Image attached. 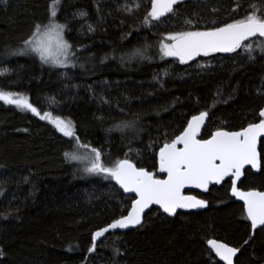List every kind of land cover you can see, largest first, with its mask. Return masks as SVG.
<instances>
[{
  "label": "trees",
  "instance_id": "obj_1",
  "mask_svg": "<svg viewBox=\"0 0 264 264\" xmlns=\"http://www.w3.org/2000/svg\"><path fill=\"white\" fill-rule=\"evenodd\" d=\"M49 3H0V90L27 96L41 115L51 114L42 120L0 101V264H222L213 253L210 259L209 239L239 248L235 264H264V232L253 234L228 181L211 186L206 210L172 217L154 208L140 226L107 233L90 253L93 233L127 215L134 197L66 159L76 143L49 122L71 120L80 144L99 149L105 165L127 158L154 172L159 148L192 115L209 113L202 138L258 122L264 38L244 43L252 44L253 60L241 49L187 64L162 57L160 44L171 33L192 30L186 20L199 21L203 30L215 26L213 20L251 14L253 5L264 11V0L187 1L150 26L143 24L149 0H139V9L137 0H61L56 19L79 62L68 68L12 54L24 48L34 25L47 23ZM132 121L135 129L117 130ZM260 153L261 170L245 172V189L264 191V139Z\"/></svg>",
  "mask_w": 264,
  "mask_h": 264
},
{
  "label": "snow or ice",
  "instance_id": "obj_2",
  "mask_svg": "<svg viewBox=\"0 0 264 264\" xmlns=\"http://www.w3.org/2000/svg\"><path fill=\"white\" fill-rule=\"evenodd\" d=\"M181 2L182 0H149L150 11L146 13L143 24L150 26L153 21H160L161 17L174 13L175 5ZM0 3L7 4V0H0ZM60 4L61 0H50L47 23L34 25L31 35L24 40L25 48L12 53L13 55L32 52L42 63H51L58 67L67 66V60L74 52L72 45L64 39L66 26L56 20ZM140 7L137 0L135 8ZM252 8V13L246 14L243 18L223 24H217V21L213 20L211 23L215 26L205 25L203 30L197 28L199 21L194 23L191 19L186 20L185 23L192 30L169 34L165 38L169 42L160 44L162 57H175L181 64H187L199 56H209L213 53L240 54L238 50L242 49L249 60L255 59L252 44L244 42L252 37L264 38V11L256 9L254 5ZM132 10L125 6V11ZM212 11L215 12L217 9L213 8ZM259 48L264 55V39H261ZM4 74L0 72V75ZM0 101L15 105L22 111H31L42 120L51 116L50 113L41 115L28 102L27 97L18 93L0 90ZM208 115L207 111L192 115L187 121V126L159 148L158 168L155 172L143 167L138 168L127 158L105 165L99 149L80 144L71 120L59 117L49 120L63 136L71 138L76 143L73 152L65 153L66 159L84 163L86 173L102 175L106 179L114 180L125 192L135 193L136 198L127 215L114 219L93 233L89 252L96 250V241L106 233L142 224L145 209L152 205H159L169 216H175L178 209L206 208L205 200L184 195V189L194 187L207 192L209 185L222 184L226 178L231 186L232 195L244 202L246 219L251 222L253 234L257 228L264 232V192H244L237 188V182L245 174L246 166L261 170L258 141L264 137V109L258 113V122L250 123L239 131L217 130L210 138H202L201 129ZM135 123L123 122L116 127L120 131L135 129ZM81 148L86 149V152L81 154ZM157 172L166 174V178H159ZM206 243L210 259L214 253L224 264H234L239 248L230 247L215 239H210ZM0 255H3L2 249Z\"/></svg>",
  "mask_w": 264,
  "mask_h": 264
},
{
  "label": "water",
  "instance_id": "obj_3",
  "mask_svg": "<svg viewBox=\"0 0 264 264\" xmlns=\"http://www.w3.org/2000/svg\"><path fill=\"white\" fill-rule=\"evenodd\" d=\"M187 1H210V0H182V2L181 3H184V2H187ZM178 4H180V3H178ZM177 4V5H178ZM176 6V5H175ZM175 8V7H174ZM169 14H171V13H169ZM169 14H167L166 16H168ZM166 16H164V17H166ZM164 17H161V19H163ZM160 19V20H161ZM256 38H258V37H252V38H250V40H248V41H245L244 43H246V42H249V41H252V40H254V39H256ZM213 54H217V53H213ZM199 57H202V56H199ZM199 57H197V58H199ZM196 58V59H197ZM193 61V60H192ZM264 109V108H263ZM191 119V118H190ZM189 119V120H190ZM208 119V118H207ZM206 122H207V120L205 121V124H204V126L206 125ZM187 126V125H186ZM202 130V129H201ZM220 130H225V129H220ZM226 131H228V130H226ZM239 131V130H238ZM262 139H264V137H261L260 138V140L258 141V151L260 152V149H259V147H260V142H261V140ZM159 152V151H158ZM261 154V153H260ZM131 161V160H130ZM132 163H134L133 161H131ZM135 164V163H134ZM136 165V164H135ZM137 166V165H136ZM138 167V166H137ZM138 168H140V167H138ZM248 168H251V166H246L245 167V169H244V173H245V171L248 169ZM146 169V168H145ZM252 169V168H251ZM148 170V169H147ZM254 172H259V171H257L256 169H252ZM157 175H160V176H164L163 178H166V174H163V173H158L157 172ZM245 175V174H244ZM244 175L241 177V179H240V181H238L237 182V188H238V185L240 184V182L243 180V178H244ZM159 176V178H161ZM227 179V178H226ZM113 182H114V184L125 194V195H128V196H134V198H136L135 197V193H129V192H125L114 180H113ZM219 185H221V184H219ZM209 187H210V185H209ZM240 191H244V192H247V191H260V190H257V189H250V190H242V189H240V188H238ZM192 191H198V192H201V193H206L203 189H198V188H194V187H191V188H186V189H184V195H191V194H187V192H192ZM208 192V191H207ZM261 192H264V191H261ZM191 196H193V195H191ZM234 198H235V200L238 202V203H241L243 206H244V202L242 201V200H240L238 197H235V196H233ZM197 198V197H196ZM197 199H199V198H197ZM207 202V201H206ZM153 208H156V209H159L160 211H162L163 212V210L160 208V206L159 205H152V206H150L149 208H147V209H145V211H144V213H143V217H142V223H143V219H144V216L151 210V209H153ZM208 208V202H207V207L206 208H198V209H178L177 210V212L178 211H185V212H195V211H200V210H206ZM245 209V208H244ZM130 210H131V208H130ZM129 210V211H130ZM246 212V211H245ZM164 213V212H163ZM164 214H166V215H168L167 213H164ZM169 216V215H168ZM141 225V224H140ZM140 225H135V226H129L128 228H126V229H116V230H114V231H111V232H109V233H116V232H126V231H129V230H132V229H135L136 227H138V226H140ZM107 234V233H106ZM105 234V235H106ZM104 237H102V238H100L99 240H97L96 241V245L103 239ZM215 240H217L218 242H222V243H225V244H227V245H229L230 247H235V246H233V245H230V244H228V243H226V242H224V241H222V240H218V239H215ZM237 248V247H236ZM90 253H93V252H90ZM239 254V253H238ZM238 254H237V256H238ZM213 255H214V253H213ZM215 256V255H214ZM237 256L234 258V264H235V261H236V258H237ZM218 260H219V258L218 257H216ZM222 264H224V262L223 261H220Z\"/></svg>",
  "mask_w": 264,
  "mask_h": 264
},
{
  "label": "flooded vegetation",
  "instance_id": "obj_4",
  "mask_svg": "<svg viewBox=\"0 0 264 264\" xmlns=\"http://www.w3.org/2000/svg\"><path fill=\"white\" fill-rule=\"evenodd\" d=\"M198 115V114H197ZM209 116V115H208ZM209 118V117H208ZM207 121H208V119H207ZM206 124H207V122H206ZM206 126V125H205ZM204 126V127H205ZM204 127L202 128V130H201V133H202V131H203V129H204ZM218 130H220V129H218ZM225 130H227V129H225ZM217 131V130H216ZM228 131H230V130H228ZM236 131H238V130H236ZM215 132V131H214ZM213 132V133H214ZM208 138H210V137H208ZM259 149H260V147H259ZM247 170H252L251 168H248ZM246 170V171H247ZM245 171V172H246ZM253 171V170H252ZM254 172V171H253ZM254 173H256V172H254ZM258 173V172H257ZM158 176H160V175H158ZM161 178H163L164 176H160ZM244 177H245V175H244ZM244 179V178H243ZM226 181H228V179H226L221 185H216V186H222ZM243 181V180H242ZM242 181L240 182V184L238 185V188H240V189H242V190H250V189H245V188H243L242 187ZM211 186H213V185H210V187H209V190H208V192H206V193H201V192H198V191H192V192H187V194H191V195H193V196H195V197H197V198H199V199H202V200H205V201H207L208 202V207H209V200L207 199V197H208V194H209V191H210V188H211ZM254 189H256V188H254ZM257 190H259V189H257ZM260 191H262V190H260ZM230 193H231V186H230ZM231 195H232V193H231ZM233 196V195H232ZM131 197H134V196H131ZM135 199V198H134ZM235 199V198H234ZM134 201V200H133ZM154 209V208H153ZM156 209V208H155ZM152 210V209H151ZM150 210V211H151ZM159 210V209H158ZM200 211H204V210H200ZM179 212V211H178ZM177 212V213H178ZM181 212H185V211H181ZM195 212H199V211H195ZM185 213H190V212H185ZM173 217V216H172ZM210 240V239H209ZM209 249V248H208Z\"/></svg>",
  "mask_w": 264,
  "mask_h": 264
},
{
  "label": "rangeland",
  "instance_id": "obj_5",
  "mask_svg": "<svg viewBox=\"0 0 264 264\" xmlns=\"http://www.w3.org/2000/svg\"><path fill=\"white\" fill-rule=\"evenodd\" d=\"M57 20V19H56ZM58 23H59V21H57ZM61 24V23H60ZM64 39L68 42V40H67V37H66V29H65V31H64ZM167 42H169V41H167ZM166 42V43H167ZM69 43V42H68ZM24 48H25V46H24ZM24 48H22V50L24 49ZM73 51V50H72ZM23 55H28V56H34V57H36V58H38L39 59V57L35 54V53H32V52H24V54ZM77 58L75 57V55H72V56H70L69 57V59L67 60V66L66 67H58V66H55V65H53V64H51V63H49V64H45V65H48V66H51V67H54V68H68V67H70V66H76V65H78L79 64V62L76 60ZM40 60V59H39ZM23 97H27V96H24L23 95Z\"/></svg>",
  "mask_w": 264,
  "mask_h": 264
}]
</instances>
